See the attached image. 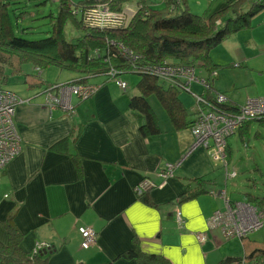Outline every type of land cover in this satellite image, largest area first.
Segmentation results:
<instances>
[{
	"label": "crops",
	"instance_id": "1",
	"mask_svg": "<svg viewBox=\"0 0 264 264\" xmlns=\"http://www.w3.org/2000/svg\"><path fill=\"white\" fill-rule=\"evenodd\" d=\"M219 1L208 7L188 3L193 12L207 18L235 0ZM210 55L217 74L212 77L202 67L196 70L234 105L244 104L249 96H264V11L252 18L250 28L232 34ZM33 72L37 75L25 76L24 82L36 89L34 94L4 87L29 102L18 105L15 114L22 150L0 173V243H8L4 224L12 216L22 232L21 249L31 257H47V264H137L135 258L123 256L137 247L144 254L165 256L171 264H217L223 257L242 256L264 244V227L242 240L210 225L213 214L225 207L224 198L216 193L228 182L224 164L217 163L223 161L210 148L195 145L190 127L174 129L166 113L155 111L156 123L144 126L145 118L130 106L131 97L140 94L136 87L140 78H130L135 72L123 74L129 83L126 90L107 76L89 78V83L98 85L96 93L85 99L73 94V108L51 107L46 83L31 86L49 79L40 78L38 72L42 76L43 70L37 67ZM58 73L50 83L77 82L82 77L72 71ZM200 87L192 85L199 94L204 92ZM36 96L42 99L34 100ZM188 107L189 118L195 119V104ZM236 136L246 147L252 136L264 138V119L251 121L230 137L229 162L236 155ZM167 163L176 166L163 179L160 172ZM197 178L207 182L210 193L180 201L188 188L197 190ZM149 180L156 185L138 194L136 187ZM230 196L237 199L235 192ZM177 209L182 223L176 218ZM80 226L97 232L88 249L81 245ZM200 234H206L204 241ZM40 242L55 249L48 255H33Z\"/></svg>",
	"mask_w": 264,
	"mask_h": 264
},
{
	"label": "trees",
	"instance_id": "2",
	"mask_svg": "<svg viewBox=\"0 0 264 264\" xmlns=\"http://www.w3.org/2000/svg\"><path fill=\"white\" fill-rule=\"evenodd\" d=\"M56 1V12L51 10L46 15L44 10L39 11L42 14L39 17L46 19L50 25L49 33L45 37L29 39L18 35L16 28L21 29L23 33L31 32L29 29L33 26L20 28L19 23L28 16L30 3L27 0H0V63L11 64L13 72H21L18 70L24 64H32L41 71L56 66L62 71L82 75L77 82H69L70 85L88 82L89 78L93 77L107 76L112 68L122 71L119 75L121 77L126 72L134 71L141 76L136 84L140 94L131 97L130 106L145 118L144 126L156 123V113L150 102V97L155 95L176 130L191 127L195 115L193 119L189 118V107L180 94L181 86L166 82L154 73L146 71V66L162 64L167 59H172L183 65L207 68L212 72L215 64L212 62L211 50L232 34L250 28L252 18L264 11V0H235L206 18L193 12L188 0H138V10L132 17L130 26L118 28L114 25L102 27L91 21L95 2L98 0ZM104 1L120 12L124 10L123 6L132 0ZM33 3L47 5L46 0ZM68 24L75 26L81 34L77 37L68 35L64 31ZM110 40L124 44L125 49L119 50ZM112 52H115V56H112ZM11 57H16L17 61H10ZM2 65L0 83L6 80ZM45 83L46 87L57 84L41 79L31 83V86L37 88ZM218 93L221 92L211 83L208 88H204L201 95L226 112L238 110L239 106L231 101L219 104L216 101ZM263 119L264 117L246 121L237 132L251 121ZM243 135L241 132L242 138L247 141ZM75 162L78 163V160L75 159ZM195 182L197 190L188 188L179 197L180 201L201 193H210L211 189L204 179L197 178ZM144 194L145 192L142 195ZM247 200L258 207H264V196L248 194ZM4 225L8 233V243H0V264H47V257H31L21 249L22 232L12 216ZM249 235L243 236L242 240ZM123 256L135 258L137 264H171L165 256L144 254L138 247L124 252ZM217 264H264V244L242 256L223 257Z\"/></svg>",
	"mask_w": 264,
	"mask_h": 264
},
{
	"label": "built area",
	"instance_id": "3",
	"mask_svg": "<svg viewBox=\"0 0 264 264\" xmlns=\"http://www.w3.org/2000/svg\"><path fill=\"white\" fill-rule=\"evenodd\" d=\"M93 12L98 13L92 15L91 21L102 27L117 24L122 19L128 21L133 17L131 13L128 14L124 10L123 12L110 11L109 7H99L98 9L95 7ZM128 55H130L129 52ZM112 56H115V52H112ZM37 69L39 70V68ZM146 71L154 73L166 82L180 85L182 90L193 92L196 100V113L194 124L190 128L195 136V145L210 148L212 155L216 159H222L226 170V180L234 177L237 171L235 169L230 171L227 167L229 163L227 155L229 139L246 121L264 117V96H249L244 104L239 105L237 111L226 112L222 107L214 102L207 101L204 95L196 93L192 89L194 82L203 84L205 89L211 84L206 82V78H202L197 74L196 67L183 65L179 61L171 62L167 60L162 64H149L146 66ZM121 72L112 68L108 71L107 76L114 80L122 89L126 90L129 87V83L119 76ZM216 74L217 72H214V75ZM97 89L98 85L91 83H74L71 85L68 83H57L46 87L45 93L48 104L51 107L59 105L73 108L70 100L73 94L79 96L80 99H85L94 94ZM227 99L228 97L225 94L218 93L216 101L221 104L228 102L229 100ZM27 102H29V99L22 98L14 91L0 87V173L8 162L22 150V137L15 120V113L18 105ZM175 166V163L166 164L164 170L160 172L163 179L172 174ZM155 185L151 180L141 182L136 187V192L143 194L147 188ZM216 193L224 198L225 207L213 214L210 219V225L221 226L225 236L243 237L264 227V207L261 208L243 202H232L227 197L225 189ZM176 218L179 223L183 222L182 213L179 209L176 210ZM78 230L82 237V247L88 249L95 243L97 232L90 226H80ZM199 238L204 241L206 234H200ZM47 247H50L48 243L40 242L33 249L32 254H40Z\"/></svg>",
	"mask_w": 264,
	"mask_h": 264
},
{
	"label": "rangeland",
	"instance_id": "4",
	"mask_svg": "<svg viewBox=\"0 0 264 264\" xmlns=\"http://www.w3.org/2000/svg\"><path fill=\"white\" fill-rule=\"evenodd\" d=\"M35 1L39 2L41 0H27V2L30 3V5L28 6L29 14L24 20H21L19 22L20 28H26V27L33 26V28L29 29L31 30V32L28 31V33H23L21 29L16 28V32L18 35L24 36L29 39H38L41 37H45L49 33L50 25L47 23L48 21H46V19L39 17L40 15H42L41 12L39 11L44 10L45 11L44 13H46L47 15L48 13H50L51 10L56 12L57 6H58V2L56 0L54 1L46 0L47 5H44V4L36 5L37 3L36 4L33 3ZM213 1L214 0H189V3L200 2L201 5H205L206 7H208V5H211V6L218 5V3L220 2L219 0H217L215 3ZM156 2H159V0H156ZM95 3H96V6H95L96 9H98L99 7L100 8L109 7L110 11L118 12L115 9H112L111 5L104 0H98ZM137 5H139V3L137 1L135 2V0H132L126 3L123 6V9L128 14L131 13V15L134 16L136 11L138 10L136 7ZM133 11H135L134 14H133ZM120 12H123V11H120ZM95 13H98V12H93V15H95ZM130 24H131V19H129L128 21H125V19H122V20H119V23L113 24V25L114 27L128 28ZM64 31L68 35H71V37H77L78 34H81V32L79 33L76 30V27L71 24H68V26H65ZM110 43L116 44L119 50L125 48L124 44L118 43L114 40H110ZM113 49H115V46L113 47ZM167 60L171 62H178L172 59H167ZM10 61H14L15 63L17 61V58L11 57ZM0 65L2 64L0 63ZM2 66H3L2 67L3 74L5 75L6 80L0 83V87H3V88L7 87L9 89L19 92L22 95L24 93H29V95H31L36 92L35 88L29 89L28 84L24 82L25 76L32 77L33 75H37V73L33 74L34 66L32 64H24L21 72H13V69L10 67L12 66L11 64L9 65L3 64ZM61 71L62 70L57 68L56 66H51L50 68L43 70L42 76L40 75L41 72H38V76L40 78L45 77V79L47 77L50 82H54L57 79L58 75L60 74L58 72H61ZM62 72H63L62 74H64V71ZM214 72H216L215 69L212 70V77L214 75ZM131 73H134V72L131 71ZM197 74L198 75L200 74L199 70H197ZM130 78L132 80L133 79L138 80L139 78H141V76L138 74H131ZM199 79L203 80L202 78H199ZM160 82L162 83L163 81H160ZM206 82H210V80L207 79ZM88 83L89 82H81L80 84H88ZM192 85L194 89L196 90H201L200 85L203 86V84L198 83V82H195ZM131 87H132L131 90L134 89V85H131ZM94 94H92L91 96H93ZM180 94H181L182 99L186 102L188 106H192L193 104H195L196 100H195V96L193 92H187L186 90H182ZM91 96H89L88 98H90ZM36 99H42V96H36L34 100ZM227 100H229V98ZM150 102L154 110L156 112L158 111V115H159V111L164 114L166 113L165 109L163 108V106L161 105V103L159 102V100L157 99L155 95L150 97ZM244 145H245L244 143L239 141L238 136H236L235 139L233 140V146L236 149V155L233 156L232 162H229L227 167L229 168L230 171H233L235 169L237 173L234 177L228 180L227 184H225L222 190L224 189L226 190L227 197H231L230 195L232 194V192L237 193V199L235 198L231 199L232 202H243V203L252 204L248 202L247 200L248 194L264 196V138L255 139L252 136L250 146L246 147V145L245 146ZM217 163L220 164L221 166L223 164L222 162H217ZM222 168L224 169V167ZM217 202L221 205L223 203V201L221 202L220 200H218ZM224 205H225V200H224ZM259 234H262V233H259ZM54 249L55 247L53 248V250ZM53 250H51L50 247H47V249H45L43 253H46L48 255L51 252H53Z\"/></svg>",
	"mask_w": 264,
	"mask_h": 264
},
{
	"label": "bare ground",
	"instance_id": "5",
	"mask_svg": "<svg viewBox=\"0 0 264 264\" xmlns=\"http://www.w3.org/2000/svg\"><path fill=\"white\" fill-rule=\"evenodd\" d=\"M118 28H121V27H118Z\"/></svg>",
	"mask_w": 264,
	"mask_h": 264
},
{
	"label": "water",
	"instance_id": "6",
	"mask_svg": "<svg viewBox=\"0 0 264 264\" xmlns=\"http://www.w3.org/2000/svg\"><path fill=\"white\" fill-rule=\"evenodd\" d=\"M133 13H135V11Z\"/></svg>",
	"mask_w": 264,
	"mask_h": 264
},
{
	"label": "flooded vegetation",
	"instance_id": "7",
	"mask_svg": "<svg viewBox=\"0 0 264 264\" xmlns=\"http://www.w3.org/2000/svg\"><path fill=\"white\" fill-rule=\"evenodd\" d=\"M57 92V91H56Z\"/></svg>",
	"mask_w": 264,
	"mask_h": 264
}]
</instances>
